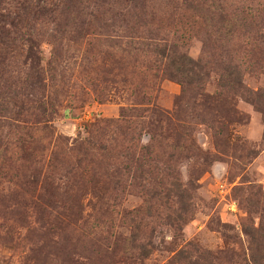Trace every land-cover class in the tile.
I'll return each mask as SVG.
<instances>
[{
	"label": "rangeland",
	"instance_id": "obj_1",
	"mask_svg": "<svg viewBox=\"0 0 264 264\" xmlns=\"http://www.w3.org/2000/svg\"><path fill=\"white\" fill-rule=\"evenodd\" d=\"M45 1L0 42V264H264V0ZM162 50L206 62L202 83ZM224 63L258 103L219 86ZM152 128L144 173L124 144ZM83 169L101 199L73 185ZM76 192L65 227L53 214Z\"/></svg>",
	"mask_w": 264,
	"mask_h": 264
},
{
	"label": "trees",
	"instance_id": "obj_2",
	"mask_svg": "<svg viewBox=\"0 0 264 264\" xmlns=\"http://www.w3.org/2000/svg\"><path fill=\"white\" fill-rule=\"evenodd\" d=\"M4 1L5 0H0V4ZM10 2L19 3V5L14 6H17L16 8L18 10L16 11H11L6 7H3V10L0 11V42L5 44H10L12 42L14 43L16 40L22 39V35L25 33L26 35H29L30 33L27 27V25H29V21L35 19L37 16H42L43 13L46 14L50 12L48 11V9L53 8L50 5L43 6V3L46 2L45 0L42 1L41 5L39 4L38 0H35L34 2H32V0H24L22 2H20L19 0H10ZM66 2L67 1L64 2L65 6L67 5ZM31 4L35 5L33 9L31 7ZM32 10H34V13L31 14ZM62 12H65V10H63ZM162 54L166 56V59H168V62L170 63L169 75L171 77L188 85L193 83H202L206 62L202 61L201 59H193L184 52L171 51L170 53H166L164 50H162ZM221 69L222 73H220L219 77L220 87H222L226 91L238 93L240 96L246 98L252 104L258 103L257 98L261 96L263 91H253L246 88L242 82L240 71L236 64L224 63L221 66ZM128 110L122 111L120 114V118L116 120V122L124 121V126L118 128V130H120L122 134L124 133V135H128V129L130 128L126 119L128 117ZM153 114L156 115V119L159 122H165V125L170 123L169 117L165 116L164 114L158 112H154ZM107 125L109 124L102 120L100 121V123L97 120L92 123V126H96L97 128ZM155 128H157V126ZM155 128H152V130H150L149 132L150 134L148 143L138 146V144L134 142L133 136H130L127 140V144H124V152L133 154L138 148L140 156V163L138 164V166L143 168L142 172L144 173H150L152 172V170H154V168H156V164H154V161L157 158L158 153L154 148V145L155 141H159V138L157 137V133L153 132L155 131ZM83 160V158L79 159L78 167H80V163ZM139 175H142V173L139 172ZM96 178L97 177L95 173L92 174L89 171H85L83 169L72 175V182L74 186L78 187L77 191L90 188L91 192L96 197L101 199L102 195L105 194L106 189H108V186L104 185V187L101 188L98 185L99 181ZM82 194L84 195L83 192ZM64 201L65 202L62 203L60 208L57 207L55 209L56 213L53 214V218L56 219L59 223L63 224L65 227H68L72 222L73 216L80 213V204L82 201L80 202V198L77 192L73 195L67 196Z\"/></svg>",
	"mask_w": 264,
	"mask_h": 264
}]
</instances>
